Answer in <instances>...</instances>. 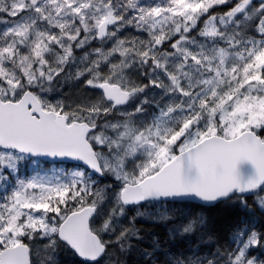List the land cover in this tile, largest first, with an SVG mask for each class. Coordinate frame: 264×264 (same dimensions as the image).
Listing matches in <instances>:
<instances>
[{"label":"snow or ice","instance_id":"6c2138e0","mask_svg":"<svg viewBox=\"0 0 264 264\" xmlns=\"http://www.w3.org/2000/svg\"><path fill=\"white\" fill-rule=\"evenodd\" d=\"M133 250L264 264V0H0V264Z\"/></svg>","mask_w":264,"mask_h":264},{"label":"trees","instance_id":"16d2710c","mask_svg":"<svg viewBox=\"0 0 264 264\" xmlns=\"http://www.w3.org/2000/svg\"><path fill=\"white\" fill-rule=\"evenodd\" d=\"M195 211V210H193ZM208 214L216 221L217 230L223 231L226 225L230 224L233 220L237 218V215L240 214L238 209L235 210H226L223 208H216L208 210ZM140 228L143 230L142 234L145 237V240L140 242V247H150L151 240L154 235L159 236L161 243L163 245L165 241V228L162 225L157 224H139ZM193 244L197 243L196 236L192 237ZM211 245L201 246V251H209ZM159 260L164 261L166 259L164 250L162 248L161 252L158 255ZM142 257L139 250H133L129 254V264H142Z\"/></svg>","mask_w":264,"mask_h":264},{"label":"rangeland","instance_id":"374dc122","mask_svg":"<svg viewBox=\"0 0 264 264\" xmlns=\"http://www.w3.org/2000/svg\"><path fill=\"white\" fill-rule=\"evenodd\" d=\"M43 167L45 168V169H50V168H52V167H54L53 165H50V164H45V165H43ZM56 167H59V165H57ZM183 220H184V218L183 217H177L176 219H174L172 222H171V224H169L168 225V227H171L172 225H174V224H180V223H182L183 222ZM126 222V221H125ZM139 224H154V223H152V222H150V221H147V220H144V219H140V220H138L137 221V227H140V225ZM157 225H159V224H157ZM164 227V226H163ZM165 228V227H164ZM166 229V228H165ZM166 231V230H165Z\"/></svg>","mask_w":264,"mask_h":264}]
</instances>
